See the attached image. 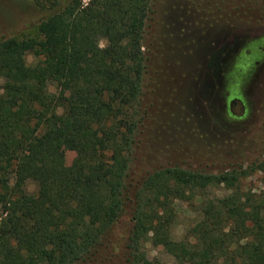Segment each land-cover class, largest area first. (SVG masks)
<instances>
[{"label": "trees", "instance_id": "obj_1", "mask_svg": "<svg viewBox=\"0 0 264 264\" xmlns=\"http://www.w3.org/2000/svg\"><path fill=\"white\" fill-rule=\"evenodd\" d=\"M35 2L45 10L40 37H0V264H91L128 200L121 264H156L147 243L177 264H264V192L253 198L239 188L264 162L208 185L198 172L168 166L130 195L153 0ZM58 143L75 154L69 165ZM207 187L224 194L210 197ZM176 200L199 204L179 240Z\"/></svg>", "mask_w": 264, "mask_h": 264}, {"label": "rangeland", "instance_id": "obj_2", "mask_svg": "<svg viewBox=\"0 0 264 264\" xmlns=\"http://www.w3.org/2000/svg\"><path fill=\"white\" fill-rule=\"evenodd\" d=\"M44 12L35 0H0V37L39 38ZM143 45L141 119L126 178L130 195L168 166L198 172L208 185L221 172L264 162V0H153ZM56 148L69 165L73 151L62 143ZM239 188L257 198L264 192V171L249 172ZM27 189L36 191L30 182ZM207 189L210 197L224 194ZM197 202L174 201L175 239L199 218ZM132 205L128 200L125 216L91 264L122 263ZM145 247L156 264H177L161 247Z\"/></svg>", "mask_w": 264, "mask_h": 264}]
</instances>
